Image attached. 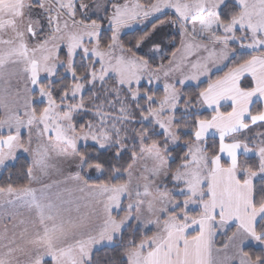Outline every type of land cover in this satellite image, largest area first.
Instances as JSON below:
<instances>
[{"label": "rangeland", "instance_id": "1", "mask_svg": "<svg viewBox=\"0 0 264 264\" xmlns=\"http://www.w3.org/2000/svg\"><path fill=\"white\" fill-rule=\"evenodd\" d=\"M233 1L241 14L223 26L217 14L226 0H156L149 8L137 0H0L6 4L0 9V173L20 157L29 164L26 189L0 190V264H107L115 246L129 264H260L243 250L264 249L254 236L264 209H253L251 201L252 183L264 175V132L246 134L248 126L264 123V0ZM165 14L174 19L136 44L137 57L122 49L124 34ZM177 26L180 48L163 64ZM102 30L112 32L105 48L98 42ZM217 31L239 51L253 53L237 82L241 93L224 95L217 86L207 91L208 81L196 112L214 116L197 122L192 142L184 145L189 162L169 172L167 152L180 145L175 114L189 109L179 105L181 89L201 84L180 80L187 75L178 70L188 63L186 38L214 39ZM77 56L81 69L87 59L97 68L89 70L88 83L70 84L55 104L44 82L77 78ZM103 85L100 106L81 101ZM140 85L161 90V97H146ZM34 91L45 105L37 120L31 118ZM144 97L155 106L137 117L132 105ZM255 103L261 112L251 117ZM78 115L95 121L76 124ZM131 123L137 139L122 180L113 187L86 185L81 174L94 179L101 170H83L79 148L124 151L122 133ZM143 131L163 134L166 148L146 144ZM209 137L218 140L215 151L204 144ZM249 159L258 162L256 173H248ZM193 211L199 215L190 217Z\"/></svg>", "mask_w": 264, "mask_h": 264}, {"label": "trees", "instance_id": "2", "mask_svg": "<svg viewBox=\"0 0 264 264\" xmlns=\"http://www.w3.org/2000/svg\"><path fill=\"white\" fill-rule=\"evenodd\" d=\"M156 0H137V2L143 6L144 8H149ZM241 14V9L234 3L233 0H226V2L222 5V7L218 10L217 18L220 25H228L231 21L237 19ZM170 19H174V16L170 14H165L162 16L155 17L147 23L144 29L134 30L130 33L124 34L120 38V44L122 49L129 53L130 55L135 54V46L136 44L143 39L148 32L155 27L157 24H160L164 21H168ZM103 27L107 24L105 22L102 23ZM102 27V29H103ZM207 27V26H206ZM176 27L175 31L168 35L169 40L173 41V44L169 46L166 51V55L162 63H167L171 56L176 52L180 44V35L177 32ZM111 30H102L99 35V45L102 48L107 47L111 42ZM217 37H222V34L218 31L215 32ZM240 32H236L235 36L239 38ZM246 34V33H244ZM238 48V49H237ZM234 55L231 58L229 64L226 66L225 70L220 73L214 74L212 79L221 76L225 71L231 69L233 67H237L248 60L251 59L253 53L247 52L245 50L239 51V47H233ZM60 55L62 58L65 57V51L63 49L60 50ZM78 61L82 62V57L77 56L76 62L74 63V68H77L76 74L77 78H71L69 76L62 77L61 79H57L51 83L44 82L46 85V89L48 90L51 98L53 99L55 104H59V99L62 95L67 92L66 90L70 86V84H74L76 81L81 79L82 82L88 83V73L89 70H95L97 68L96 65H92V60L87 59L85 62L82 63L86 65L80 68L81 66L78 65ZM59 75V74H58ZM58 77V76H57ZM249 85L248 83H246ZM208 82H202L197 86H186L181 89L180 92V101L179 105L183 108L184 106L188 105L189 109L187 112L181 111L175 114L178 116V120L174 124V128L176 129V135L180 142V145L170 148L167 152L168 160V170L171 172L175 167H181L184 164L189 162V156L187 155V150L184 145L190 144L193 140V131L196 128V124L199 121H209L214 114L210 112H196L198 109V102L200 99V93L203 92L207 88ZM106 85L97 86L93 90L86 91L85 94L82 95L81 101L87 102L88 107L92 105L100 106V102L102 104L103 95ZM138 90L141 94H145L146 97H153L155 99H159L162 95V91L157 90H150L147 91L145 85H140ZM32 110L36 117L39 119L41 117V113L43 108L45 107L44 104H39L37 99L38 95L34 91L32 92ZM75 101V100H74ZM155 105L152 103H147L145 97L140 98L137 102L132 105V109L137 117L144 115L146 110L144 109L147 107H154ZM224 109V108H223ZM221 110L222 112L226 110ZM261 112V108L258 103H255L251 106L249 115L251 117L259 115ZM135 116V117H136ZM2 119V115L0 113V121ZM76 124H83L85 121H95V117L91 115H78L74 119ZM248 122H246L247 124ZM128 130H125V135L123 138V143L126 145V149L121 151L116 146H110L105 150H99L96 146L86 145L85 147L79 148L78 155L80 160L83 163V170H89L92 173H95L94 168H100L101 175L94 179L86 178L83 173L81 174L82 179L84 180L85 184L88 186H105V187H113L118 184L123 176L128 171L130 164L132 162V155L131 150L133 148V143L137 139L136 130L137 126L135 123H131L128 126ZM185 130V131H184ZM147 131V130H146ZM143 131V138L146 144L156 143L157 147L161 150H164L165 147V139L163 134H159L157 138H153L151 133H146ZM259 132H264V123H258L255 125H250L247 128V135L252 136L255 134H259ZM217 138H207L204 141L206 148L209 150H214L218 147ZM129 146V147H128ZM258 162L254 159H249V163L247 165L248 173H256L258 171ZM238 169V168H237ZM28 172H29V164L28 161L22 157L18 158L13 165L5 167L0 173V190H22L26 189L28 185ZM83 172V171H82ZM93 173V174H94ZM170 179V176H169ZM238 180L243 181L244 176L238 175ZM252 207L255 210H259L261 208L264 209V175L255 179L252 183ZM180 209L179 207L177 208ZM190 217H196L199 215V211H193L188 214ZM231 235V230L227 232V234L222 238V241L217 244L218 247H221L225 240H227ZM254 235L259 239V241L264 242V214L261 219L256 223L254 227ZM224 240V242H223ZM219 241V239H218ZM111 262L107 264H129L127 259L125 258V252L122 247L115 246L111 248ZM243 253L248 255V257L252 261H259L260 264H264V249L263 248H255V247H247L243 250Z\"/></svg>", "mask_w": 264, "mask_h": 264}, {"label": "crops", "instance_id": "3", "mask_svg": "<svg viewBox=\"0 0 264 264\" xmlns=\"http://www.w3.org/2000/svg\"><path fill=\"white\" fill-rule=\"evenodd\" d=\"M13 2L16 3V1H13ZM1 3L2 2H0V9H2V5L4 6L6 5L5 3L3 4ZM186 40H187L186 43H187L188 50H189L187 51V55H186V59H188V63L178 68V70H181L182 72L184 71V73L187 74L185 77L180 76V80L183 84L186 83L188 85H191L199 81H201L202 83V82H208L211 80L207 88V91H211L213 88H215V86H217L218 92L223 93L224 95L229 94L230 91L236 92L237 94L241 93L238 88L239 83L237 82L241 80L240 79L241 77L243 78L246 75L247 68L243 65H246L247 63H251L252 59H250L249 62H245L241 65H238L237 67L228 69L221 76L215 79H212L214 74L220 73L223 70H225L226 66L229 64L231 58L234 55L233 47H236V45H234L231 42L224 41L223 34H222V37H217L214 39L198 40L192 37H188L186 38ZM179 48H180V44L176 52L179 50ZM216 48H221L222 50L217 51ZM5 55H7L10 58H14V59L16 58V56H18V54L16 53H10V51L6 52ZM193 58H196V61L194 63L189 62ZM219 68H222V69L217 71ZM240 69H242V71H240ZM179 73L181 72L178 71V74ZM231 83L232 85H230ZM31 103H32V99H31ZM32 117L33 119H36L35 116H31V118ZM1 122H2V119L0 121V125H1ZM3 136H5V134ZM251 200H252V195H251Z\"/></svg>", "mask_w": 264, "mask_h": 264}]
</instances>
